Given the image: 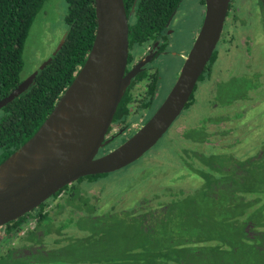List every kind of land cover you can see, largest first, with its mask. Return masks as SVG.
Segmentation results:
<instances>
[{"label": "trees", "instance_id": "1", "mask_svg": "<svg viewBox=\"0 0 264 264\" xmlns=\"http://www.w3.org/2000/svg\"><path fill=\"white\" fill-rule=\"evenodd\" d=\"M44 1L0 0V100L23 81L20 73L23 67L24 44L32 22ZM154 1L123 0L126 11L135 3V19L129 25L130 42L156 32L162 25L161 17L170 8H161V5H156ZM159 1L161 0L157 2ZM165 1L172 7L178 3V0ZM233 1L236 0H231L230 3ZM66 3L67 13L64 21L68 29L63 41L59 43L54 54L40 66L30 87L0 109L1 162L38 129L83 65L91 48L96 31L94 0H66ZM262 27L264 31V24ZM216 52L215 49L199 81H204L210 76V65L215 60ZM192 95L185 107L191 104ZM126 97L125 91L113 119L126 114L124 110ZM220 120L221 118L218 121ZM183 136L186 137V132ZM214 145L211 143L209 146L217 148V145ZM190 150L192 146H184L183 151ZM188 152V159L199 162L190 166L197 183L187 188L189 190L183 188L182 196L178 199L175 197L177 193L166 191L165 184L160 193L154 191L150 193L151 195L145 194L132 208L126 209L114 203L103 213L98 214L95 207L88 204V199L87 207L79 206L84 196L79 191L78 184L83 180L91 184L106 174L87 175L74 181L77 185L71 187L66 185L58 190L54 197L69 188L67 200L79 198L75 210L81 213L74 214L73 218L68 216V221L65 222L67 226H75L78 232L58 240L57 243L62 247L58 251L56 249L48 251L40 264H184L186 256L183 257L181 252L194 249H200L202 252L205 250L203 256L202 252L197 256L199 264H219L216 254L228 247L229 233H236L240 242L251 240L249 235L251 230H255L261 236L264 231V214L263 209L256 205L259 203L264 206V148L243 159L232 157L228 163L224 160L221 164L220 154H213L212 159L203 164L205 155L203 150L193 152L191 155ZM190 194L191 197H185ZM174 202H182L184 209L173 210ZM196 203L200 205V209ZM59 206L60 204L57 206L58 212L61 213L63 206ZM250 206L256 210L250 211ZM116 210L123 212L120 217L125 220L124 224L128 228L120 236L124 242L121 244L123 255L119 258L111 254V247H105L115 233ZM39 211V219H49L48 212L42 214V211ZM214 212L221 215L223 222L216 225V222L210 221L203 228L200 225L201 214L211 215ZM188 221H193V225L189 227ZM104 222L105 225H99ZM224 223L227 224L228 234L222 230L221 226ZM202 228L206 230L204 238L200 232V237L192 235L187 239L190 232H197V229ZM7 231L10 233L12 230ZM129 239H139L140 242L135 245L127 243L126 246L125 240ZM177 239L181 241L177 242ZM54 254L58 256L55 261L51 259ZM185 264H188V261Z\"/></svg>", "mask_w": 264, "mask_h": 264}, {"label": "rangeland", "instance_id": "2", "mask_svg": "<svg viewBox=\"0 0 264 264\" xmlns=\"http://www.w3.org/2000/svg\"><path fill=\"white\" fill-rule=\"evenodd\" d=\"M183 4L185 9H188L191 0L184 1ZM249 4L255 6L256 13L251 14L250 11H245L242 14L247 19L241 25L242 30L245 31L239 33L242 44L238 43L239 48L220 49L223 44L222 41L218 42L215 48L219 50L218 60L215 62L210 78L205 80L200 87V82H198L197 89L193 92L194 105H189L182 110L163 137L145 152L141 159L128 167L103 176L91 184L84 182V180L79 183V191L84 196L80 201V207H87L88 199V204H92L98 214L103 213L108 206L114 203L129 209L145 194L151 195L150 193L154 191L160 193L165 184L166 191L177 193L175 197L180 198L183 188L189 190L187 188L197 183L190 166L199 164V162H192L191 158H187L188 151H183L186 145L192 146V150L188 152L190 155L201 150L205 152L203 164H207V161L212 159L213 154H220L221 164L224 160L228 163L229 158L231 160L232 157L243 159L255 154L260 149L263 150L264 31L262 25L264 19L257 12V3L251 4L250 1ZM66 13V0L44 1L32 22L24 44L21 80L32 76L57 50L68 29L64 21ZM188 16L189 14L186 15V18ZM227 21L224 23V28H226ZM189 23L188 18L183 27L178 29L185 31ZM248 34L250 35L249 39L246 36ZM177 38L180 40L183 35L177 34ZM179 40L177 41L178 45L181 43ZM176 66L179 64L173 66L171 63L161 75V94L165 96L176 79L175 74L178 72ZM220 118L221 120L218 121ZM184 132H186V137L183 136ZM211 143L213 146L216 144L217 148L209 146ZM223 145L229 147H223ZM185 159L187 160L186 163L184 162ZM68 191L69 188L62 192L61 200L68 194ZM191 196L190 194L185 197ZM194 197L195 195L192 199ZM75 204H79V198L68 201L67 206L63 208V211L70 213L69 217L72 216L73 218L74 214L81 213V211L75 210ZM172 205L173 210L184 209L182 202H174ZM196 205L199 209L201 208L198 203ZM251 206L250 211L256 210L255 207ZM256 207L262 208L264 214L263 205L258 203ZM122 215L123 212L120 211L114 215L116 218L115 233L110 237L109 243L105 245L107 248L111 247V254L118 258L123 255L121 244L124 241L120 236L128 229L124 224L125 220L120 217ZM201 216L200 225L203 228L210 221L216 222V225H220L222 221L221 215L215 214V212L211 215L201 214ZM47 222L50 224L54 222L52 227H57L55 221L48 219ZM188 222L189 227L193 225V221ZM99 225H105V222ZM226 225L224 223L221 227L223 231L225 230V234H228ZM203 228L197 229V232H190L187 239L192 235L200 237V232L204 238L206 230ZM68 229L61 231L60 234L74 235L76 233L72 229ZM55 232L56 230H54V239L57 238ZM229 234L228 247L216 254L219 264H264V231L259 236L258 232L251 230L249 233L251 240L247 242H243V240L240 242L236 233L231 232ZM180 241L177 239V242ZM138 242H140L139 239H129L125 240V245L127 246V243H134L135 245ZM204 251V249L203 252L200 249H194L185 253L181 252L183 257L186 256L184 264L187 261L188 264L189 262L199 264L197 256L201 255V252L203 256ZM55 255L51 257L54 261L58 259V256ZM21 263V261L16 262V264Z\"/></svg>", "mask_w": 264, "mask_h": 264}, {"label": "water", "instance_id": "3", "mask_svg": "<svg viewBox=\"0 0 264 264\" xmlns=\"http://www.w3.org/2000/svg\"><path fill=\"white\" fill-rule=\"evenodd\" d=\"M204 1L202 25L164 101L132 136L97 156L111 140L105 139L108 126L138 69L124 74L128 20L123 0H94L96 31L83 65L33 135L0 162V225L81 177L120 170L161 139L183 110L222 32L230 0ZM39 69L2 98L0 107L26 91Z\"/></svg>", "mask_w": 264, "mask_h": 264}, {"label": "flooded vegetation", "instance_id": "4", "mask_svg": "<svg viewBox=\"0 0 264 264\" xmlns=\"http://www.w3.org/2000/svg\"><path fill=\"white\" fill-rule=\"evenodd\" d=\"M157 1L158 0H155L154 2H156V5H161V8H170V10L165 12V15L161 17L162 25L156 30V32L147 34V36L140 38L135 42H130L129 40V25L132 23V20L135 19V3L131 5L129 11H126L125 9L128 20V54L124 74L127 75L136 68L138 70L132 76L129 85L125 90L127 92V97L125 98L124 103V110L126 114L119 116L116 119L112 118L105 135V139L111 140L99 148L97 156L103 155L122 144L140 127H142L143 124L158 109L169 93L168 91H170L176 81L184 60L189 53L202 25L205 13L204 0H191V4H189L188 9H185L183 4L184 1L188 0H178V3L174 7H172L169 2L165 0H161L159 2ZM250 1L251 4L253 2L257 3V12L263 18L264 0H236L232 3L229 2L224 20V23L228 20L227 25L226 28H224L223 24L222 32L218 40V42L222 41L221 43L223 44L220 49L239 48L238 43L240 45L242 44L239 33L245 31L242 30L241 25L243 22L247 21L242 14L245 11H250L251 14L256 13L255 6L250 5ZM187 14H189V16L186 18ZM188 18L190 23L186 30L182 31L178 29L183 27V24ZM177 34H182L183 38L179 40L177 38ZM246 36L248 39L250 38L249 34ZM178 40L181 41L180 45L177 44ZM218 56L219 50H217L215 60L210 65L211 73L215 67V62L218 60ZM171 63H173V66L175 64H179V66H176L178 68V72L176 73L177 76L175 74L176 79L165 96L161 94V75ZM210 76L206 80H208ZM199 77L191 94H193V92L197 89L198 82H200V87L205 81H199ZM192 96L193 100L190 105H194L195 102V97L194 95ZM1 108L2 107H0V109ZM185 108L187 107L184 106L183 109ZM141 157L139 159H141ZM136 161L129 163L125 167H128ZM114 172L102 174L108 175ZM73 185L75 186L77 183L71 182L68 184L70 187ZM55 194L56 193L37 207L24 213L18 218L0 225V264H16V262L19 261L22 262L21 264H40L42 258L45 257V254H47L48 251H51L52 249H56V251H58L61 248V245L57 243L58 240L67 236H73L61 235V231L69 228L74 232H78L76 231L75 226H67V223H65L68 221L67 218L69 216V212L65 210L63 211V209L61 210V213L58 212L57 206L60 204L59 207L63 206L64 208L67 206L69 200H67L66 196L61 200L60 195L62 193L54 197ZM54 201L56 202L54 203ZM42 206H44L43 209H40ZM54 208L55 212L53 211ZM39 210L42 211V214L48 212L50 215V221H55L57 223V227H52L54 222L50 224L47 222V219H39ZM9 229L12 230L10 233L7 231ZM54 230H56L55 233L57 235V241L54 239Z\"/></svg>", "mask_w": 264, "mask_h": 264}]
</instances>
